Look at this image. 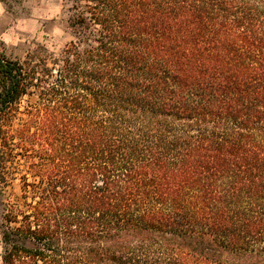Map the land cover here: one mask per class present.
I'll use <instances>...</instances> for the list:
<instances>
[{"label":"trees","instance_id":"trees-1","mask_svg":"<svg viewBox=\"0 0 264 264\" xmlns=\"http://www.w3.org/2000/svg\"><path fill=\"white\" fill-rule=\"evenodd\" d=\"M72 8L0 49L3 264H264V0Z\"/></svg>","mask_w":264,"mask_h":264},{"label":"rangeland","instance_id":"rangeland-1","mask_svg":"<svg viewBox=\"0 0 264 264\" xmlns=\"http://www.w3.org/2000/svg\"><path fill=\"white\" fill-rule=\"evenodd\" d=\"M73 0H0V25L5 36L0 49L22 59L27 49L47 37L49 43L63 45L73 39L69 19ZM0 245V264H3Z\"/></svg>","mask_w":264,"mask_h":264},{"label":"crops","instance_id":"crops-1","mask_svg":"<svg viewBox=\"0 0 264 264\" xmlns=\"http://www.w3.org/2000/svg\"><path fill=\"white\" fill-rule=\"evenodd\" d=\"M4 36H5L4 28L1 27V25H0V41L3 40ZM0 245H1V243H0Z\"/></svg>","mask_w":264,"mask_h":264}]
</instances>
